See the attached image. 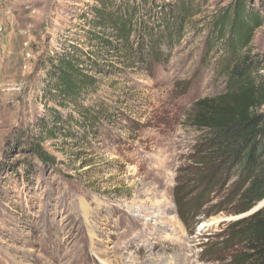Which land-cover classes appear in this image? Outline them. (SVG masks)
Wrapping results in <instances>:
<instances>
[{
  "label": "rangeland",
  "instance_id": "374dc122",
  "mask_svg": "<svg viewBox=\"0 0 264 264\" xmlns=\"http://www.w3.org/2000/svg\"><path fill=\"white\" fill-rule=\"evenodd\" d=\"M196 1L167 63L105 80L102 91L123 95L113 124L83 140L44 136V165L19 139L45 113L38 61L76 41L93 1L0 0V264H254L235 225L264 201L240 212L246 183L227 168L213 177L188 120L224 87L215 52L203 62L206 28L238 0ZM245 2L261 20L250 49L264 78V0Z\"/></svg>",
  "mask_w": 264,
  "mask_h": 264
},
{
  "label": "trees",
  "instance_id": "16d2710c",
  "mask_svg": "<svg viewBox=\"0 0 264 264\" xmlns=\"http://www.w3.org/2000/svg\"><path fill=\"white\" fill-rule=\"evenodd\" d=\"M92 1L80 18L85 26L76 41L44 51L38 61L44 72L40 102L45 113L19 132V139H26L28 151L44 165L53 162L42 147L44 136L59 133L83 140L113 124L122 112L123 95L102 91L105 80L167 63L197 16L192 11L196 0H161L160 5L157 0ZM260 25L259 14L245 0L210 18L203 62L215 52L214 79L222 80L224 87L217 95L195 101L188 117L203 133L201 146L209 153L202 158L214 169L213 177L227 168L246 183L238 198L242 213L264 201V113L258 114L264 107V78L257 75L262 59L250 49ZM32 130H38L39 137L32 136ZM210 184H204L206 192L212 191ZM235 226L242 227L241 235L253 251L243 258L264 264V208Z\"/></svg>",
  "mask_w": 264,
  "mask_h": 264
}]
</instances>
